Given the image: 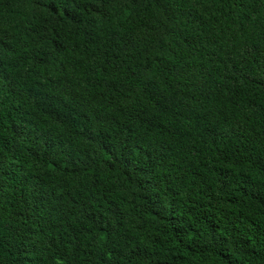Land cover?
I'll list each match as a JSON object with an SVG mask.
<instances>
[{
    "label": "trees",
    "instance_id": "16d2710c",
    "mask_svg": "<svg viewBox=\"0 0 264 264\" xmlns=\"http://www.w3.org/2000/svg\"><path fill=\"white\" fill-rule=\"evenodd\" d=\"M0 264H264V0H0Z\"/></svg>",
    "mask_w": 264,
    "mask_h": 264
}]
</instances>
